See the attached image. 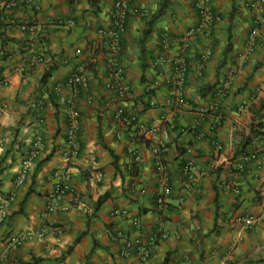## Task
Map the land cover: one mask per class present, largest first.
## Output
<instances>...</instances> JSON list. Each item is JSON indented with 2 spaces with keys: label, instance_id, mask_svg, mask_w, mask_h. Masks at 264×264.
<instances>
[{
  "label": "crops",
  "instance_id": "0c3cea01",
  "mask_svg": "<svg viewBox=\"0 0 264 264\" xmlns=\"http://www.w3.org/2000/svg\"><path fill=\"white\" fill-rule=\"evenodd\" d=\"M115 1L19 0L12 10L0 9V81H7L0 85V264H128L136 251L123 256L118 233H136L129 216H112L115 208L141 218L143 239L159 226L168 232L148 264H264V47L248 49L250 0H212L219 19L210 45L201 36L183 40L199 21L195 0H130L145 14L127 19L121 61L131 94L122 104L133 110L140 99L153 97L158 106L142 110L139 119L159 131L151 138L130 127L122 139L112 125L121 101L110 100L104 87L110 43L98 33L111 24ZM179 59L188 67L186 104H167L175 90L166 80ZM81 65L88 81L77 96L82 152L67 162L66 99L74 90L68 80ZM222 87L225 93L218 95ZM168 123L174 127L165 135ZM38 133L43 151L19 182ZM129 144L139 150L137 163ZM158 144L167 147L171 187L162 209L156 207L162 186L152 153ZM190 147L197 175L191 188L183 183ZM253 151L257 159L241 161ZM66 172L76 193L55 199L58 179L52 175ZM52 202L56 209L44 217ZM247 215L256 218L252 228L237 220ZM25 231L32 235L11 246L10 237Z\"/></svg>",
  "mask_w": 264,
  "mask_h": 264
},
{
  "label": "built area",
  "instance_id": "2783aa9c",
  "mask_svg": "<svg viewBox=\"0 0 264 264\" xmlns=\"http://www.w3.org/2000/svg\"><path fill=\"white\" fill-rule=\"evenodd\" d=\"M19 0H0V9L12 10L17 7ZM212 0H195V8L199 15L198 24L190 29L185 37L184 41L197 40L198 37H203L210 45L213 39V27L215 22L219 19V16L214 12L211 4ZM246 8L250 12L251 16V28L247 36V45L250 51H254L256 47H264V0H250L245 3ZM131 14L144 15L138 7H131L130 0H116L114 2L111 24L108 27H103L98 30L100 37L107 39L110 43V58L108 60V77L109 80L104 83V87L108 93H110V100L120 99L121 103L117 105L112 115V125L116 130V137L122 139L127 129L130 127H136L142 133L154 138L159 131L158 126L143 122L139 119V113L144 109L156 108L158 106L157 101L153 97H147L140 99L137 102L136 109L128 110V108L122 104V101L127 99L131 94V88L127 82L126 70L121 61V54L123 51V36L127 29V19ZM15 22V21H14ZM23 29L29 28L26 24H21ZM161 40L165 47L169 45L170 34L167 31L162 32ZM210 47L206 49V53L197 64V74L202 75L205 69V61L210 56ZM85 65H81L76 72H74L68 82L74 88L73 93L66 99V107L68 113V127L66 131V150L64 152V158L67 162H72L75 158L79 157L82 152L81 143L79 140V133L81 129V113L77 96L80 87H86L88 85L87 78L84 75ZM187 72L188 67L185 59H179L176 64V70L171 75L166 83L173 84L175 94L174 97L167 99V104L179 103L186 104L184 97V88L187 84ZM7 84L6 80L0 81V85ZM59 88V87H58ZM225 93V87L220 88L218 95ZM221 122V118H216L214 125H218ZM174 125L168 123L164 134L167 135L170 129ZM133 137V135H130ZM200 137L203 133L199 134ZM43 137L41 134H36L33 142L31 143L26 156L22 160V169L18 176V181L22 182L26 179L30 163L37 159L43 151ZM217 148L221 149V145L217 144ZM167 151V147L162 144L154 145L152 147V153L154 156V164L156 167V173L162 186V192L156 198V207L162 209L166 205V199L171 194V187L169 186L170 172L167 165L164 162V155ZM128 154L133 158V161L137 163L140 160L139 150L132 144L127 146ZM191 154L186 159L185 166L183 167V183L189 188L193 183L197 181V175L195 172V155L194 149L190 147L187 151ZM259 156L257 152L244 154L241 156L242 162H248L253 159H257ZM52 176L58 180L55 183V189L52 194L53 198L58 199L64 196H74L76 193L75 188L70 182V175L66 172L63 174L54 173ZM97 180L103 178V173L97 171L94 175ZM144 191V190H143ZM57 207L55 202L47 205L43 216L53 212ZM5 216V203L0 205V219ZM113 217L129 216L133 230L136 233L135 236H129L119 232L118 236L122 238L125 243L124 248L121 251L123 256L129 257L131 250L135 249L136 258L128 264H148L152 250L155 245L162 239L168 236V232L161 226L158 229L149 234L146 239H143V222L138 215H130L129 211L122 208H115L112 211ZM247 228H252L256 223V218L253 215H247L239 217L237 219ZM43 232L40 233V235ZM32 233L25 231L23 233L15 234L10 237L11 246L19 245L24 239L30 237ZM227 264V261H224Z\"/></svg>",
  "mask_w": 264,
  "mask_h": 264
},
{
  "label": "trees",
  "instance_id": "16d2710c",
  "mask_svg": "<svg viewBox=\"0 0 264 264\" xmlns=\"http://www.w3.org/2000/svg\"><path fill=\"white\" fill-rule=\"evenodd\" d=\"M162 12H163V8H161V9L158 11V13H157L156 15L152 16V18L148 21V24H150V27L153 25V23L155 22L156 18L162 14ZM149 32H150L149 29L146 30L145 36H146L147 34H149ZM253 152H255V151H253ZM249 153H252V152H245L244 154H249ZM244 154H243V155H244ZM257 154L259 155L258 152H257Z\"/></svg>",
  "mask_w": 264,
  "mask_h": 264
}]
</instances>
